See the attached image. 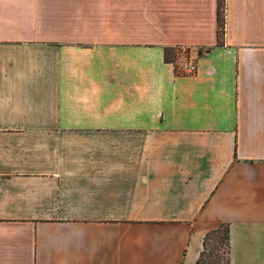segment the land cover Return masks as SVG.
Here are the masks:
<instances>
[{
	"label": "crops",
	"instance_id": "obj_1",
	"mask_svg": "<svg viewBox=\"0 0 264 264\" xmlns=\"http://www.w3.org/2000/svg\"><path fill=\"white\" fill-rule=\"evenodd\" d=\"M223 224L264 264V0L222 38L217 0H0V264H195Z\"/></svg>",
	"mask_w": 264,
	"mask_h": 264
},
{
	"label": "trees",
	"instance_id": "obj_2",
	"mask_svg": "<svg viewBox=\"0 0 264 264\" xmlns=\"http://www.w3.org/2000/svg\"><path fill=\"white\" fill-rule=\"evenodd\" d=\"M224 0H217V35L222 38ZM167 57V56H166ZM229 227L226 224L205 233L202 250L195 264H230Z\"/></svg>",
	"mask_w": 264,
	"mask_h": 264
},
{
	"label": "built area",
	"instance_id": "obj_3",
	"mask_svg": "<svg viewBox=\"0 0 264 264\" xmlns=\"http://www.w3.org/2000/svg\"><path fill=\"white\" fill-rule=\"evenodd\" d=\"M188 71H189V73H194V71H195V66L192 65V64H189V65H188Z\"/></svg>",
	"mask_w": 264,
	"mask_h": 264
}]
</instances>
